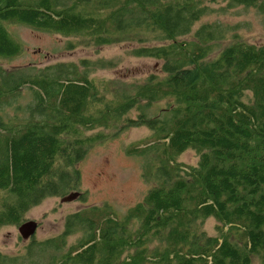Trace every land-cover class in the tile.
Returning a JSON list of instances; mask_svg holds the SVG:
<instances>
[{
    "label": "trees",
    "instance_id": "trees-1",
    "mask_svg": "<svg viewBox=\"0 0 264 264\" xmlns=\"http://www.w3.org/2000/svg\"><path fill=\"white\" fill-rule=\"evenodd\" d=\"M236 5L264 24V0H0V58L22 51L8 30L17 23L92 45L136 42L131 55L161 61L141 81L90 76L103 60L81 59L83 71L0 66V228L76 191L89 148L129 127L150 131L124 151L155 182L125 213L85 206L57 235L0 250V264H264V41H243L217 20L195 27ZM24 86L36 99L20 115L13 99ZM187 149L196 164L176 160ZM210 216L215 235L202 227Z\"/></svg>",
    "mask_w": 264,
    "mask_h": 264
},
{
    "label": "rangeland",
    "instance_id": "rangeland-1",
    "mask_svg": "<svg viewBox=\"0 0 264 264\" xmlns=\"http://www.w3.org/2000/svg\"><path fill=\"white\" fill-rule=\"evenodd\" d=\"M223 4L225 2H211L210 6L219 9ZM213 20L234 27L229 30L230 34L237 33L243 41L253 43L264 41L263 20L253 7L236 5L224 12L213 10L202 16L195 27L200 22ZM8 30L19 41L22 51L12 58H0L2 67L9 69L21 66L44 67L56 62H74L78 65V70L83 71L84 67L80 60L87 59L103 60L107 63V66L103 68L96 67L93 71L87 70L90 76L98 79L116 78L123 81H141L151 73L160 74V60L151 57H136L129 53V49L138 45L136 42L92 45L85 37L82 38V42L77 36H62L17 23L9 24ZM189 36L185 35L182 38ZM155 42L147 37L145 44H155ZM226 42L228 38L220 41L219 44L224 45ZM157 43L163 44L167 41ZM218 51L219 48L215 47L210 57L215 56ZM34 99L36 96L33 90L29 86H24L13 99L15 104L21 103L22 106L14 105L13 109L20 111L23 107L20 115L25 114L26 105L33 103ZM9 105H3L5 106L4 111L10 109ZM149 134L150 131L145 126H133L91 146L77 164L80 171V183L76 191L82 193V198L61 202L60 197L50 196L24 213L25 220L32 219L38 223L34 239L43 240L57 235L63 228L65 216L85 206L109 204L118 214H123L141 200L155 182L148 181L142 176L141 159L127 154L124 146L136 141H144ZM176 160L185 165H194L197 162V154L194 150L187 149L180 153ZM216 223V219L210 216L205 219L202 227L209 235H215ZM17 226L5 225L0 228V250L4 253H16L31 240L30 238L22 239Z\"/></svg>",
    "mask_w": 264,
    "mask_h": 264
},
{
    "label": "water",
    "instance_id": "water-1",
    "mask_svg": "<svg viewBox=\"0 0 264 264\" xmlns=\"http://www.w3.org/2000/svg\"><path fill=\"white\" fill-rule=\"evenodd\" d=\"M81 192L79 191H70L64 196L60 197L61 202L72 201L79 197ZM38 223L35 220L28 219L21 222L18 226V232L22 239H29L32 235L35 234Z\"/></svg>",
    "mask_w": 264,
    "mask_h": 264
}]
</instances>
